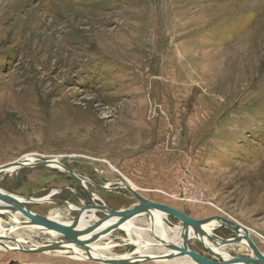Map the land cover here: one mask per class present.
I'll return each instance as SVG.
<instances>
[{"label": "rangeland", "instance_id": "obj_1", "mask_svg": "<svg viewBox=\"0 0 264 264\" xmlns=\"http://www.w3.org/2000/svg\"><path fill=\"white\" fill-rule=\"evenodd\" d=\"M31 154L64 158L98 186L127 182L195 220L225 217L264 252V0H0V166ZM64 187L72 190L54 199L95 203L60 170L0 175V190L21 198ZM86 187L114 211L136 203L119 185ZM25 207L61 222L69 214L50 203ZM141 218L147 228L149 216ZM164 223L182 227L167 215ZM26 233L25 248L47 241ZM103 243L113 246L108 258L139 255L123 230ZM188 247L212 258L196 240ZM223 251L251 258L244 245ZM62 255L0 247V264H99Z\"/></svg>", "mask_w": 264, "mask_h": 264}, {"label": "water", "instance_id": "obj_2", "mask_svg": "<svg viewBox=\"0 0 264 264\" xmlns=\"http://www.w3.org/2000/svg\"><path fill=\"white\" fill-rule=\"evenodd\" d=\"M31 158L27 161L18 160L16 162L0 166V175L12 174L24 168H38L46 167L64 172L68 177L72 178L83 189H86L89 197L94 204L86 205L83 202L81 207H76L68 202L54 199L61 191L70 189V187L61 188L60 191L55 190L45 198H21L13 199L12 195L0 190V214H5L9 218H13L14 214L24 218L20 223L14 225L15 229L18 228H38L42 232H55L61 234L60 237L48 238L47 241L40 246L33 245L27 249L20 245L17 239L11 238L9 235L0 236V247L5 251H14L24 254H48L60 252L66 258L79 257L84 261L95 262L99 264H145L149 262L166 263L172 261L175 258L185 257L195 264H264V254L256 245L250 235L248 228L235 223L222 216H213L204 220H195L182 212L171 208L167 205L151 202L144 198L140 193L134 190L131 186L127 185V182L115 181L110 182L105 178H102V182L105 186H98L92 181L69 169L61 163L64 158H46L38 155H29ZM32 159V160H31ZM66 159H70L66 157ZM86 163V161H84ZM91 184L99 190H109L111 185H119L117 190H127L135 199L136 203L126 210L114 211L107 207L98 197L90 192L85 185ZM81 199V198H80ZM82 201V200H81ZM55 204L65 207L69 212L70 224L58 221L56 219L42 216L33 213L27 209L25 205H38V204ZM95 212L96 214H103L105 216L102 221H106V226L98 232H86L79 228V223L84 213ZM156 212L164 213L167 217L178 219L182 223L183 234L180 236L181 242L177 244L175 241H168L161 239L157 235H153L157 244L151 245V248H158L161 250H168L171 253L162 256H137L130 259H96L91 256H87V259L76 252V248L84 246L88 241L84 239L87 235L89 241H97L102 237L107 236L111 232L117 230V228L129 218L137 215L147 214L150 218ZM216 223L215 226L223 227L234 234L233 237L224 239L216 236L209 228L211 224ZM10 227H6L9 229ZM11 234V233H10ZM196 240L202 247L212 256L211 259L204 257L203 255L191 250L188 247V241ZM3 242H9L16 247L10 249L3 247ZM233 245H244L251 252V258L240 259L234 258L223 250L226 247ZM215 260V261H214Z\"/></svg>", "mask_w": 264, "mask_h": 264}, {"label": "bare ground", "instance_id": "obj_3", "mask_svg": "<svg viewBox=\"0 0 264 264\" xmlns=\"http://www.w3.org/2000/svg\"><path fill=\"white\" fill-rule=\"evenodd\" d=\"M30 158L31 157L28 156V157L22 158L20 160L27 161ZM85 187H86V185H85ZM12 198L15 200L18 197L12 195ZM141 216H144V215H137V216H134L132 218H129L128 220L123 222L117 228V230L120 229V230H123L126 232V234L128 235L129 241L132 244H135L137 246L138 254L140 256H156V254L153 253L154 250H152V248H151V245H153L155 243L152 241V238L149 236L151 234L150 232L155 233V235H157L158 237H160L161 239H164V240L175 241V242H177V244L181 242L180 236L183 234L182 227H176L173 229V228H170L169 226H167L164 223V218L166 217V214L156 212L153 215H151V218L149 217L151 222L149 224H147V228L138 227V224H144L145 223V221H144L145 218H141ZM66 218H67V221H65L64 223L71 222V220L69 219V216H67ZM22 219L23 218L21 216L14 214L13 218L11 219V221H13V225L8 226V227H10L9 229H6V227H3L2 221L0 219V236H5V235L10 236V233L11 234L14 233L15 235H19V238H17V240L20 243V245H22V246H25V244L27 245V243L30 240H32L33 237L30 235L31 233L28 234V233H26V231L27 230H33V229L35 231H37L38 228H24V229L18 228V229H15L14 225H17L18 223H20L22 221ZM66 224H70V223H66ZM106 224H107V222H104L100 218H98L96 216L95 212H92L90 214L86 212L83 214V216L81 218V221L79 223V228L86 231V232H94L95 233V232L102 230L106 226ZM215 225H217V224L213 223L210 225L209 228H213ZM20 229H22V230H20ZM18 230H20V231H18ZM45 235H48V238H55V237H60L61 234H58L55 232H49V233L45 232ZM84 239L88 242L84 246L79 247V249L76 248L77 252L85 254V255H89V256L96 258V259H114V258H108L109 255L112 253V247L113 246L111 244H108V245L104 244L103 243L104 237H102L101 239H99L97 241H89L88 240L89 236L86 235L84 237ZM162 253L164 255H168L171 252L168 250H162ZM60 254H61L60 252L48 253V255H50V256L60 255ZM113 257H116V256H113ZM130 258H134V257L125 256V257L119 258V259H130ZM72 259L75 261L80 260V258H77V257H73ZM166 263H168V264H195L185 257H180V258L177 257V258L173 259L172 261H168Z\"/></svg>", "mask_w": 264, "mask_h": 264}, {"label": "crops", "instance_id": "obj_4", "mask_svg": "<svg viewBox=\"0 0 264 264\" xmlns=\"http://www.w3.org/2000/svg\"><path fill=\"white\" fill-rule=\"evenodd\" d=\"M257 245V244H256ZM260 249V248H259ZM261 250V249H260ZM261 252L264 254V252L261 250Z\"/></svg>", "mask_w": 264, "mask_h": 264}, {"label": "flooded vegetation", "instance_id": "obj_5", "mask_svg": "<svg viewBox=\"0 0 264 264\" xmlns=\"http://www.w3.org/2000/svg\"><path fill=\"white\" fill-rule=\"evenodd\" d=\"M109 186H110V184H109ZM92 213V212H91ZM104 222H106V221H104ZM66 223H70V222H66Z\"/></svg>", "mask_w": 264, "mask_h": 264}]
</instances>
